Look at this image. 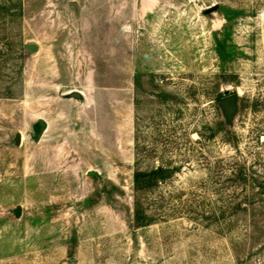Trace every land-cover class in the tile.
Wrapping results in <instances>:
<instances>
[{
  "label": "rangeland",
  "instance_id": "374dc122",
  "mask_svg": "<svg viewBox=\"0 0 264 264\" xmlns=\"http://www.w3.org/2000/svg\"><path fill=\"white\" fill-rule=\"evenodd\" d=\"M0 264H264V0H0Z\"/></svg>",
  "mask_w": 264,
  "mask_h": 264
},
{
  "label": "water",
  "instance_id": "95a60500",
  "mask_svg": "<svg viewBox=\"0 0 264 264\" xmlns=\"http://www.w3.org/2000/svg\"><path fill=\"white\" fill-rule=\"evenodd\" d=\"M27 48L30 50L35 51L37 46L35 44H28ZM238 95L235 93L225 95L221 99L217 100L218 104L222 107L224 114L230 120L237 110V101ZM40 125L42 126L43 123L40 121ZM19 141V134H16V142ZM19 207L17 206L15 209V215H18Z\"/></svg>",
  "mask_w": 264,
  "mask_h": 264
},
{
  "label": "trees",
  "instance_id": "16d2710c",
  "mask_svg": "<svg viewBox=\"0 0 264 264\" xmlns=\"http://www.w3.org/2000/svg\"><path fill=\"white\" fill-rule=\"evenodd\" d=\"M223 96L219 95L217 100L221 99ZM225 118L227 119V121H229V119L226 117V115H225ZM168 172L169 171L167 169L159 167L155 171H153L151 175H155L158 178H163ZM136 177H138V175Z\"/></svg>",
  "mask_w": 264,
  "mask_h": 264
}]
</instances>
